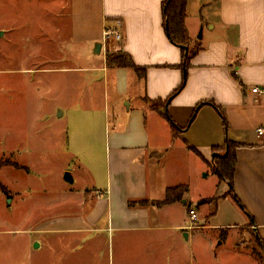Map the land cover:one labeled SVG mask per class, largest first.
Instances as JSON below:
<instances>
[{
    "label": "crops",
    "instance_id": "obj_1",
    "mask_svg": "<svg viewBox=\"0 0 264 264\" xmlns=\"http://www.w3.org/2000/svg\"><path fill=\"white\" fill-rule=\"evenodd\" d=\"M163 1L59 0L60 19L52 28L69 35L57 47L58 63H81L79 59L86 54L92 65L43 74L34 70L33 74L39 78L36 81H45V74L89 73L91 84L102 83L106 90L99 112L105 120V168L98 173L94 162L88 161L86 174L95 187L91 196L84 188L78 196V202L88 208L74 218L54 223L44 220L38 227L40 233L66 234L85 242L103 237L109 264L199 263L196 260L201 256L194 247L205 234L199 231L200 225L191 228L190 208L197 212L198 221L204 214L209 216L206 224L211 231L238 230L264 243V142L256 134L257 128L264 127V94L252 92L256 87L264 90V0H188L185 24L191 47L198 43L201 49L191 60L183 89L170 98L167 109L157 111L150 102L167 100L184 78L179 67L183 48L166 36ZM107 29H117L122 38L104 44L96 56L95 44L103 43ZM48 30L43 37L50 35ZM77 35L84 37L83 42ZM115 48L145 69V77L132 68L108 67L106 54ZM30 60L34 67L52 63L50 56ZM203 102L209 104L198 108L192 121L197 105ZM14 123L12 130L17 127L20 132L23 125ZM226 141L237 145L233 192L240 206L228 195L229 182L219 181L215 189L202 193V183L213 171V156L224 155ZM7 147L24 155L18 144L8 142ZM75 153L81 162V154ZM188 158L196 160L191 170ZM74 168L69 177L76 176ZM181 185L187 186V192L180 202L129 207L136 200L161 202L168 188ZM206 199L213 201V210L215 204L213 216L210 205L197 204ZM51 224L52 230L41 229ZM205 243V251L211 254L226 244L207 239ZM255 243L262 250L257 239ZM235 249V241L226 244L222 255L228 257L221 255V264H242L248 255ZM85 250L91 253L93 247L88 245Z\"/></svg>",
    "mask_w": 264,
    "mask_h": 264
},
{
    "label": "rangeland",
    "instance_id": "obj_2",
    "mask_svg": "<svg viewBox=\"0 0 264 264\" xmlns=\"http://www.w3.org/2000/svg\"><path fill=\"white\" fill-rule=\"evenodd\" d=\"M60 9L59 0H0V264H109L103 237L85 242L66 234L40 233L38 227L44 220L59 222L86 210L88 205L82 206L78 196L83 188L91 196L95 187L86 174L88 161L94 162L98 173L105 168V120L103 113L99 116L106 94L102 83L91 84L89 73L45 74V81H36L39 78L33 75L34 70L43 74L46 70L92 65L86 54L78 57V65L58 63L57 47L69 35L52 28L60 19ZM46 30L50 35L43 37ZM77 37L83 42V36ZM35 56H50L52 63L34 67L30 59ZM16 120L23 127L20 132L14 127V133L11 126ZM8 142L18 144L24 155L8 149ZM75 152L81 154V162ZM194 161L188 158L190 170L197 166ZM73 168L76 176L70 177L74 181L69 184L64 175ZM210 172L209 180L202 183L204 194L220 181ZM206 200L211 213L213 201ZM204 215L196 225L201 226L199 231L205 236L199 239L194 252L205 262L199 257L197 264H221L222 257H228L222 255L223 248L232 240L236 251L248 255L242 264L264 263L263 251L256 249L254 237H244L231 229L211 231L206 224L209 216ZM52 226L41 229L52 230ZM229 237L233 239L228 241ZM206 239L228 242L211 254L205 251ZM96 240L100 245L95 244ZM35 242L39 248H35ZM85 245L93 247L91 253L86 252Z\"/></svg>",
    "mask_w": 264,
    "mask_h": 264
},
{
    "label": "trees",
    "instance_id": "obj_3",
    "mask_svg": "<svg viewBox=\"0 0 264 264\" xmlns=\"http://www.w3.org/2000/svg\"><path fill=\"white\" fill-rule=\"evenodd\" d=\"M187 3L188 0H164L161 4V10L163 13V18L164 22L163 25L165 27V32L168 40H170L174 45L179 46V47H187V50L182 49V54L184 56L182 64L179 66L182 71L184 72V78L179 86L178 90L175 91L167 100L163 102H150L151 106L159 111L160 109H165L169 105V100L171 97L175 96L178 94L179 91L183 89V84L187 78L188 75V69L190 68L191 65V60L193 57L196 56V54L200 51L201 47L196 43L194 46L191 47V40L186 28L185 24V19L187 17ZM106 65L108 67H123V68H128V69H133L135 72H137L140 76L145 77L146 72L145 69L137 67L134 63H132V60L130 57H128L121 48H115L113 51L110 53L106 54ZM209 103H200L197 105L195 109V113L192 116V121L195 120V114L198 110L203 105H206ZM210 104L215 107L216 109H219L216 107V105L212 102ZM221 115V114H220ZM222 116V115H221ZM224 124L226 126L225 118L222 116ZM172 130L175 133V135L179 134V130L173 125ZM224 150L222 152L224 155L222 156H216L213 160V173L216 174V176L219 178L221 182L226 181L229 182L230 184V189L228 191V195L231 196V198L234 200L235 203H237L240 206L239 200L237 198V195L233 192V182H234V173H235V168L237 165L236 162V148L237 145L230 142L226 141L224 145ZM214 152H218L217 149L214 150ZM65 181L67 183H71L72 180L71 178H66ZM4 190V188H2ZM5 191V190H4ZM187 192V186L186 185H181V186H176V187H171L166 190V197L163 201L161 202H153V201H148V200H136L135 202H129V207H136V206H141V207H147L151 205H158V206H163L169 203L173 202H180L182 201L184 194ZM207 203V200H201L197 204H204ZM216 208L214 204V210L211 213V216L216 213ZM257 239L258 244L260 247H262V250L264 252V243L261 239L255 237Z\"/></svg>",
    "mask_w": 264,
    "mask_h": 264
},
{
    "label": "built area",
    "instance_id": "obj_4",
    "mask_svg": "<svg viewBox=\"0 0 264 264\" xmlns=\"http://www.w3.org/2000/svg\"><path fill=\"white\" fill-rule=\"evenodd\" d=\"M122 38L121 33L117 30V29H107L104 34H103V45L106 43H109L110 41H120ZM252 92L254 94L256 93H260V94H264V90H260L258 89V87H256L255 89L252 90ZM256 134L257 137L264 142V127H259L256 130ZM190 226L191 228H195L197 225V221H198V214L195 210H191L190 211Z\"/></svg>",
    "mask_w": 264,
    "mask_h": 264
},
{
    "label": "water",
    "instance_id": "obj_5",
    "mask_svg": "<svg viewBox=\"0 0 264 264\" xmlns=\"http://www.w3.org/2000/svg\"><path fill=\"white\" fill-rule=\"evenodd\" d=\"M102 46H103V43H99V42H97L96 44H95V47H94V50H93V53H94V55H96V56H98V55H100V52H101V50H102ZM181 48H183V49H185V50H187V47H185V46H181ZM168 107V106H167ZM167 107H166V109H167ZM215 156H220L219 154H214V156L213 157H215ZM64 177L65 178H68L69 177V173H66L65 175H64ZM34 246H35V248H39V244L37 243V242H35L34 243Z\"/></svg>",
    "mask_w": 264,
    "mask_h": 264
}]
</instances>
